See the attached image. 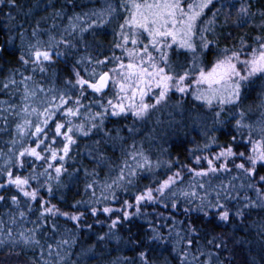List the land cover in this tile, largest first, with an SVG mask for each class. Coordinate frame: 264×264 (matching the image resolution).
Returning a JSON list of instances; mask_svg holds the SVG:
<instances>
[{
  "label": "snow or ice",
  "instance_id": "1",
  "mask_svg": "<svg viewBox=\"0 0 264 264\" xmlns=\"http://www.w3.org/2000/svg\"><path fill=\"white\" fill-rule=\"evenodd\" d=\"M71 2L72 0H68V3ZM7 3L10 8L16 6L15 0H7ZM213 3L214 0H192V2H188V0H121L120 8L127 15L124 22L119 25V31L115 34L116 42L113 48L119 49L122 55L116 56L113 52V55L106 56L101 60H93L91 56L81 57L76 60L72 68L71 76L74 79H65L64 87L61 89H57L55 86L45 89L39 85L30 89L28 82L32 80L31 76H26L21 81L25 85L22 97L23 107L18 113L20 122L16 124L15 133L10 142L9 158L5 161L4 168H0V176L5 178V182L0 184V189L14 186L17 195L10 197L11 204L18 207L20 204L18 197L22 196L28 202L29 212L32 211L30 202L40 199L41 211L37 221H34L35 227L20 232L19 240H12L11 229L7 234L8 239L12 240L13 244L22 243L25 246L39 248L40 259L38 264H65L64 246H70L71 243L75 242L74 239L71 241L61 239L57 240L55 244L47 243L45 248L40 239H37V232L42 227L39 221H47L48 217L64 216L77 222V226H79L78 222L85 215V213L60 212L55 205H50L48 201L39 198L40 188L47 186V191L52 194L51 181L55 180L59 184L62 173L66 171L62 163L54 167L48 161H65L70 155L72 146L77 144V137H89L96 132H101L105 138V143L108 139H123L119 135V129L113 136V130L106 129L105 121L110 117L127 118L129 114L133 117L134 122L143 121L152 110L167 101L172 89L179 93L188 92L191 85H187L186 81L192 78L197 68V57L195 56L197 47L194 40L198 22L205 10L209 9ZM226 4L231 8L234 5V0H222L221 8L213 12V18L207 21L205 27L199 28L201 49L207 50L213 46L214 42L207 40L204 33L214 31L215 18ZM250 9L251 0H242L240 7L236 9L239 26L248 22ZM114 14H117V9L108 0H106L105 7L93 10L91 13L97 17L100 24L108 22V19ZM55 15L59 16L61 12L57 10ZM261 15L264 16V12H261ZM9 18H11L10 13ZM82 19L79 15L69 17V26L76 30ZM95 23L96 21H93V24ZM88 27H92V25ZM260 27L264 28V23ZM79 30L83 32L87 29L80 28ZM40 34L38 22L37 27L32 31L35 43L28 44L27 51L21 52L19 61L23 65L31 64L33 71L38 68L41 73H44L46 64H51L54 58L69 54L66 51H59L61 44L65 49L73 48L74 45L69 40L63 38L56 40L51 35L45 42L38 38ZM145 34L147 43L141 39ZM254 40L255 47L245 45L243 39L237 49L225 47L222 50L223 54L218 56L211 69L205 71L204 68H200L198 75L193 80L196 89L193 92L194 99L202 101L209 108L213 106L220 108V111L215 113V123L218 125L226 123L220 118L224 108L226 106L236 107L239 104L245 86L251 84L255 78L264 77V36H257ZM129 44L132 45L131 48H129ZM174 46L194 54L191 66L183 74H177L170 59L169 50ZM246 47H251L250 53L245 52ZM125 59L127 63L124 62ZM109 63H114L115 66L107 71L99 70ZM81 65H85L84 75L79 70ZM87 65H91V70ZM10 84L15 85V79H9L4 84V89H7ZM110 88L114 90V96L105 101V94ZM89 90L94 96H99V99H94L85 105L83 99L86 98ZM38 93L45 94L44 98L40 100L41 105H46L42 111L40 108L31 106V101L37 97ZM149 99L153 102L148 103ZM93 105L100 110L93 112ZM9 107L15 108L14 105ZM84 108H88L87 113L82 112ZM236 115L239 116V119H236ZM33 116L36 117L35 121L32 120ZM57 116L59 119H56ZM244 118L243 111L233 115L234 127L240 134L239 139L233 135L227 146H222L216 144L215 136L210 137L209 142L204 144L202 148L190 150V153L204 152L213 145L220 149L218 152L211 155H196L193 161L195 166L181 165L177 171L160 181L157 187L148 186L142 191L134 193V202L130 203L129 200H124L119 208L111 206L99 208L96 205L102 201H116L118 199L116 189H123L127 193L140 173L151 172L154 167H160L161 162L157 161L153 164L143 150H133L125 153V158L119 166L109 164V173L116 171L118 167V174L111 177V183L106 178L103 182L93 179L92 182L85 185L86 190L93 189L92 198L87 201L89 207L86 212L90 211L93 217L103 213L111 221L108 225V232L99 236L98 240L102 241L113 237L115 235L113 230L122 221L141 215V207L145 203L155 204L171 200V207L178 209L180 200H184L189 205L183 209L186 215L192 212L200 213L204 217L215 215L217 220L225 223L230 222L233 215L237 218H244L246 212L251 209H264V187H257V184L264 185V175H259L258 180L256 179L257 174L264 170V124L253 127L251 124H245ZM3 119L6 121L7 117H3ZM76 119H81V122L75 123ZM244 129L248 130L247 137L243 135ZM128 131L133 132L134 129L129 127ZM254 135H258L259 139H254ZM26 140L32 143L25 144ZM57 143L62 144V147H57ZM33 144L34 146H32ZM94 144L96 148L90 150L89 155L92 154V151L97 152L98 155L94 157L97 165L106 164L107 159L100 150L101 141L96 140ZM17 146L20 149L18 152L16 151ZM241 146L245 150L237 152L236 148ZM29 158L33 159L31 173L28 176L14 175L13 169H23ZM35 161L47 163V167L38 172ZM236 161L240 162L237 163ZM204 162L207 163L206 168L203 167ZM165 163L169 170L175 166L174 162L171 161ZM230 164L232 168L229 167ZM53 167L55 176H52L50 172ZM233 170L238 175L232 176L227 183L221 181L213 189L215 199H210L206 184L201 180L218 173H231ZM185 171L192 177V180L186 187L179 188L177 185L183 184ZM85 175L98 176L95 171L88 173L87 170H85ZM41 177H46L45 184H40ZM238 179L248 181V183H241L237 186L233 181ZM30 181H36L40 185L39 188H31ZM98 184L102 189L101 197H96L94 191ZM30 188L31 190H29ZM241 189L254 190L256 200L247 195L240 197L239 190ZM198 190H205L206 194L200 195ZM233 192H236L237 195L233 196ZM4 199V196H0V200ZM232 201L239 204L235 212L228 206ZM81 203L83 202L77 201L74 207ZM132 208H135V212L129 211ZM25 215L24 211L19 212L21 218ZM113 216L115 218H112ZM13 223H15L14 220ZM149 225V230L152 233L148 237L149 241L164 242L171 238L170 236L165 237L156 227H152L151 222ZM88 227L90 228L91 225ZM52 231L53 233L57 231V226L54 223L52 224ZM186 231V236H181L180 232L176 233L180 239L173 245V251L177 253L179 264H212V256L216 253H207L208 259L201 262L199 258L204 256L205 252L199 248L196 255L191 252L193 244L197 243L195 239L197 229L194 224H189ZM116 239L118 240L119 237ZM215 241L216 237H213L207 243L214 245L216 249L226 247V245L215 243ZM4 242L5 240L0 238V244ZM45 253L47 258H45ZM138 259L139 264H151L146 251L139 252Z\"/></svg>",
  "mask_w": 264,
  "mask_h": 264
},
{
  "label": "trees",
  "instance_id": "2",
  "mask_svg": "<svg viewBox=\"0 0 264 264\" xmlns=\"http://www.w3.org/2000/svg\"><path fill=\"white\" fill-rule=\"evenodd\" d=\"M97 1L72 0L71 3H68V0H15L16 6L10 8L7 0H0V168H4L5 161L9 158L10 142L15 133V126L19 123L15 119L13 111L23 107L22 97L25 85L21 81L24 77H32V80L28 82L30 89L38 85L45 89L53 86L59 89L65 79H74L71 72L76 60L88 56H91L93 60H100L105 58L111 50L113 51L116 39L114 38V29L118 19L114 20L115 22L101 24L99 27L97 23L93 24L92 27L87 26V30L84 32H79L77 29L73 30L71 27L67 30L64 29L69 17L76 12L82 14L84 8L95 4ZM210 9L206 10L207 13L210 12ZM57 10L61 12V15H55ZM261 12H264V0H251L249 20L243 26L237 24L236 11L229 9L224 10L223 13L219 12L215 18L214 31L206 33L207 40L214 42L213 46L204 50L199 58L197 57V61L201 59L199 66L207 69L212 61L218 58L219 52L225 47L229 49L239 48L242 39L245 45L255 47L254 38L264 36V28L260 27L264 23V16L261 15ZM9 13L11 18H9ZM89 21L87 19L86 22L89 23ZM38 22L41 30L38 37L40 40L47 42L49 35H51L56 40L63 38L71 41L74 45L73 48L65 49L61 44L59 51H66L69 54L54 58L51 64H46L44 73H41L38 68L33 71L31 64L23 65L19 61L21 52L27 51L28 44L35 43L32 31L37 27ZM80 23L83 24L84 22ZM250 49L251 47H246L244 50L249 51ZM169 54L176 72H182L192 64L193 57L188 52L173 47L169 50ZM84 67L85 65H81L79 68L82 75L85 74ZM87 67L91 70V65H87ZM99 70L104 71L105 68ZM9 79H15L16 84H10L7 89H4V84ZM190 92L187 93V97H183L181 102L169 101L164 108H161L160 113L151 111L143 121L134 122L130 115L127 118L110 117L105 121L106 129L113 130V136L119 129V135L123 139H108L105 143V138L101 132H96L89 137H77V144L72 146L70 155L65 161H48L54 167L62 163L66 171L62 173L59 184L55 180L51 181L53 193L50 194L47 191V186H45L40 188L39 198L48 201L50 205H55L60 212L85 213V215L78 222L79 226H77V222L64 216L48 217L47 221H39L42 227L37 232V239H40L45 248L47 243L55 244L57 240L68 239L71 241L74 239L75 242L71 243L70 246H64L65 264H139L138 254L141 251H146L151 264H179L177 253L173 251V245L180 239L176 233L180 232L181 236H186L188 225L194 224L197 229L195 236L197 243L193 244L191 252L196 255L198 248L205 252V255L199 258L201 262L208 259L207 253L212 252L216 253L212 256V264H264V209L260 208L247 211L244 218H237L233 215L230 222L225 223L217 220L215 215L204 217L197 212L186 215L183 209L189 205L184 200H180L178 209L171 207V200L155 204L145 203L141 207V215L122 221L113 230L115 233L113 237L102 241L98 240L99 236L108 232V225L111 221L103 213L93 217L90 211L86 212L89 207L87 201L92 198L93 189L86 190L85 185L92 182L93 179L103 182L107 178L108 182L111 183V177L118 174V167L116 171L109 173V164L119 166L125 158V153L133 150H143L153 164L157 161L161 162L160 167H154L151 172L140 173L127 193L123 189H116L118 199L116 201H102L96 205L99 208L105 206L119 208L124 200H129L130 203L134 202V193L142 191L148 186L157 187L160 181L177 171L181 165L195 166L193 161L196 155L213 154L215 148H218L215 145L204 152L190 153V150L202 148L204 144L209 142V140L203 141L205 137L215 136L216 144L222 146H227L233 135L239 139L240 134L234 127L235 119H233V115L238 112H244L245 124H251L253 127L264 124V77L255 78L251 84L245 86L239 104L236 107L224 108L220 118L226 123L223 125L211 123L212 127L208 129L207 135H204L206 130L204 133L197 130V123L201 125L200 123L207 121L209 117L201 113L202 108L198 105L201 102H197ZM44 95V93H38L37 104L32 102L31 104L43 109L42 107L46 105H41L40 100L44 98ZM94 99H98V97L89 90L86 98L83 99V103L88 105ZM192 103L195 106H192ZM10 105H14L15 108H10ZM217 109L212 108L211 110H215L216 113ZM99 110L93 105V112ZM82 112L87 113L88 108H84ZM154 114H159L161 120L155 121ZM3 117H7V120L5 121ZM56 119H59V116ZM236 119H239L238 115H236ZM74 122L80 123L81 119H76ZM129 127H132L134 131L129 132ZM170 131L173 135L169 134ZM243 135L247 137V129L243 130ZM253 138L257 139L259 136L254 135ZM96 140L101 141L100 150L107 159V163L101 166L97 165L94 158L98 155L97 152L92 151V154L89 155V151L96 148L94 144ZM31 143V141H25V144ZM56 146L62 147V144L57 143ZM19 150V146H17L16 151ZM244 150L243 146L236 148L237 152ZM168 161L175 164L171 170L165 163ZM35 164L38 166L36 168L38 172L47 167V163L40 161H35ZM32 165L33 159L29 158L23 169H13L14 175L28 176L32 171ZM206 165L207 163L204 162L203 167L206 168ZM54 167L50 169L52 176H55ZM229 167L232 168V165ZM85 170L88 173L95 171L98 176H86ZM236 175L238 173L233 170L231 173H218L215 176L203 178L201 182L206 184L207 194L210 199L214 200L215 191L213 189L221 181L230 180L232 176ZM259 175H264V170L257 174V180ZM190 180L192 177L185 171L183 184H178L177 187H186ZM4 182L5 178L0 176V184ZM45 182L46 177H41L40 184H45ZM233 182L237 186L241 183H248V181L239 179ZM30 184L31 188H39L40 186L36 181H30ZM94 191L96 197H101L102 189L99 184ZM198 191L200 195L206 194L205 190ZM253 193L255 191L251 189L239 190L240 197L249 194L251 199L256 200L257 197ZM12 195H17L14 186L0 189V196L5 197L4 200H0V238L5 240L3 244H0V264H38L40 259L39 248L25 246L22 243L13 244L12 240H19L20 232L35 227L34 221H37L41 211L40 199L30 202L32 211L29 212L28 202L25 201V198L18 197L20 204L17 207L11 204L10 197ZM232 195L236 196L237 193L233 192ZM77 201L83 203L74 207ZM228 206L235 212L239 204L232 201ZM20 211L26 213L25 217L19 216ZM129 211L135 212V208L129 209ZM149 222L165 237L170 236L171 238L164 242L149 241L148 237L152 235L149 230ZM53 223L57 226L55 233L52 231ZM89 225H91L90 228ZM9 229L13 234L12 240L7 237ZM116 237L119 239L117 240ZM213 237H216L215 243L224 244L226 247L216 249L214 245H209L207 241ZM45 258H47L46 253Z\"/></svg>",
  "mask_w": 264,
  "mask_h": 264
},
{
  "label": "rangeland",
  "instance_id": "3",
  "mask_svg": "<svg viewBox=\"0 0 264 264\" xmlns=\"http://www.w3.org/2000/svg\"><path fill=\"white\" fill-rule=\"evenodd\" d=\"M108 2H110L112 5H113V7H115L116 9H117V14H114L113 15V17H111V18H109L108 19V22L110 23V22H113L114 20H117L118 19V21H116L117 22V24H115V29H114V31H115V33H114V38H116V36H115V34H116V32H118L119 31V25L121 24V23H123L124 22V19H125V17H126V15H127V13L123 10V9H121L120 8V4H121V0H108ZM188 2H192V0H188ZM221 2H222V0H214V3H213V5H210V7L209 8H211L210 9V12H208L207 13V11L206 10H208V9H206L205 10V13H204V15L202 16V18L199 20V22H198V29H197V33H196V38H195V40H194V43L196 44V47H197V52L195 53V56L196 57H200L201 56V54L203 53V51H204V49H201V47H200V39H199V36H200V32H199V28H203V27H205L206 26V23H207V21H209V20H211L212 18H213V12L214 11H216L217 9H220L221 8ZM241 2H242V0H234V5L231 7V8H229V6L226 4L225 5V7L221 10V11H219L220 13H223V11L225 10V11H227V10H233V11H236V9L237 8H239L240 7V4H241ZM105 4H106V0H98L95 4H93V5H90V6H88V7H86V8H84L83 10H82V14H80V13H77L76 12V14H74L73 16H71V17H75V16H77V15H79V16H81L83 19L80 21V22H84L83 24H81L80 22H79V24H78V27H77V30L79 31V32H81L79 29L80 28H86L87 29V26H89V24H91V25H93V21H96V23H97V25H98V27L101 25L100 23H99V21H98V19H97V17L96 16H93V15H91V13H92V11L93 10H99V9H101V8H103V7H105ZM213 7H215L214 9H213ZM216 9V10H215ZM88 14V15H85V14ZM87 19L88 20H90L89 21V23H87L86 21H87ZM115 22V21H114ZM81 24V25H80ZM70 26H69V19L67 20V22H66V25H65V30H67L68 28H69ZM84 32V31H83ZM81 34H83V33H81ZM80 34V35H81ZM204 35L206 36V33H204ZM107 36H110V35H107ZM141 39L143 40V42L144 43H147V38H146V34H145V36L144 37H141ZM115 42H116V39H115ZM142 46V45H141ZM132 47V45L131 44H129V48H131ZM174 48H176L177 50H183L184 52H188V51H186V50H184V49H178L177 47H175L174 46ZM113 52H114V54L116 55V56H120V55H122V53L120 52V50L119 49H113V51L111 50L109 53H107V56H111V55H113ZM245 52H251V49L249 50V51H245ZM189 54H191V56L193 57V53H191V52H188ZM223 53H222V51L221 52H219L218 53V55L220 56V55H222ZM242 58H244L243 56H242ZM104 59V58H103ZM217 59V58H216ZM215 59V60H216ZM101 60V59H100ZM192 60V59H191ZM215 60H213L212 61V63L207 67V69H204L205 71H208V70H210L211 69V67H212V65H213V63L215 62ZM201 61V59H198V61H197V68H196V71H195V74H193L192 75V78H190V79H188L187 81H186V83H187V85H191V88H190V90H191V92H190V90L188 91V92H190V94L192 93L193 94V92L196 90L195 89V85L193 84V80L195 79V76L196 75H198V72H199V69L201 68V66H199V62ZM125 63H127V60L125 59V61H124ZM115 66V64L114 63H109L106 67H104L105 68V70L104 71H107L109 68H112V67H114ZM185 71V70H184ZM184 71H178L177 72V74H183V72ZM64 87V81L62 82V85L60 86V88L59 89H61V88H63ZM205 88H206V86H205ZM188 92H186V93H179V92H176L175 91V89H172L170 92H169V95H168V98H167V101L165 102V103H162L161 105H159L156 109H154V110H152V111H154V112H157V113H160L161 112V108H164L165 106H166V104L169 102V101H174V102H181L182 101V99H183V97L184 96H186L187 97V93ZM158 94V93H157ZM114 96V90L113 89H109V90H107V92H106V94H105V97H104V99H105V101L108 99V98H110V97H113ZM98 97V99H99V96H97ZM182 97V98H181ZM37 101H38V97H36L34 100H32L31 102L33 103V104H37ZM197 102H199L198 100H196ZM148 103H152L153 102V100H151V99H149L148 101H147ZM195 102V101H194ZM201 103L200 104H198L199 106H201V108H202V112L201 113H203L204 114V116H208L209 117V119L207 120V121H203V122H201L200 124L201 125H199L198 123H197V130L201 133H204L205 131L204 130H206V132L204 133V135H207V132H208V129H211V123H213V122H215V120L214 119H216V117H215V115H213L214 113H215V110L213 111V110H211L212 108H218L217 110L218 111H220V108L218 107V106H213V107H211V108H209L206 104H204L202 101H200ZM192 106H195V105H193V103L191 104ZM31 106H33V107H35L34 105H32L31 104ZM226 107H229V106H226ZM225 107V108H226ZM37 108H39V107H37ZM43 108V107H42ZM21 109V108H20ZM20 109L19 110H14L13 112V114H14V117H15V119L17 120V121H19L20 122V116L18 115V113L20 112ZM41 111L43 110V109H40ZM16 111V112H15ZM211 114V115H210ZM130 115V114H129ZM131 116V115H130ZM132 117V116H131ZM133 118V117H132ZM35 119H36V117L35 116H33L32 117V120L33 121H35ZM157 119L160 121L161 120V117L159 116V114H154V120L155 121H157ZM209 123V124H208ZM204 125H205V127H204ZM179 130V129H178ZM169 134L170 135H173L172 134V131H170L169 132ZM173 137V136H172ZM211 137V136H210ZM257 139H259V138H257ZM209 140V137H205V138H203V141H208ZM216 146V145H215ZM250 147H251V145H250ZM220 149L219 148H215V151H214V153H216V152H218ZM237 163H239L240 161H236ZM231 165V164H230ZM207 166V165H206ZM218 166V165H217ZM259 178V177H258ZM229 180H224L223 182L224 183H227ZM257 187H261V185L259 184ZM245 195H247V196H249V194H245ZM253 195H256L255 193H253ZM250 197V196H249Z\"/></svg>",
  "mask_w": 264,
  "mask_h": 264
}]
</instances>
